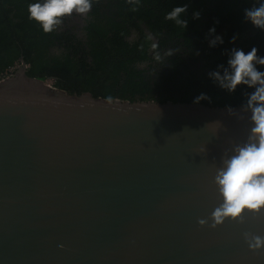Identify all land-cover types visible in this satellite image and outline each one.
I'll return each mask as SVG.
<instances>
[{
	"label": "water",
	"instance_id": "obj_1",
	"mask_svg": "<svg viewBox=\"0 0 264 264\" xmlns=\"http://www.w3.org/2000/svg\"><path fill=\"white\" fill-rule=\"evenodd\" d=\"M22 65L0 80V264H264L243 238L264 237V217L197 222L221 202L216 169L250 113L109 103Z\"/></svg>",
	"mask_w": 264,
	"mask_h": 264
},
{
	"label": "trees",
	"instance_id": "obj_2",
	"mask_svg": "<svg viewBox=\"0 0 264 264\" xmlns=\"http://www.w3.org/2000/svg\"><path fill=\"white\" fill-rule=\"evenodd\" d=\"M34 2L0 0V80L23 60L29 77L51 80L55 88L70 94L104 99L193 103L206 93L210 101L199 104L240 107L244 94L254 91L241 85L230 93L208 73L218 65L226 67L233 48L247 52L255 46L264 57V31L244 20V9L261 0H140L139 5L94 0L82 38L58 29L44 33L29 19L28 5ZM184 5L186 28L165 19L174 7ZM194 12L200 13L199 19L193 18ZM212 27L224 41L216 47H209L205 39ZM148 34L154 39L148 40ZM153 42L157 50L151 48ZM169 49L173 54L165 56ZM155 51L162 56L160 62L154 59ZM257 68L264 71V66Z\"/></svg>",
	"mask_w": 264,
	"mask_h": 264
},
{
	"label": "clouds",
	"instance_id": "obj_3",
	"mask_svg": "<svg viewBox=\"0 0 264 264\" xmlns=\"http://www.w3.org/2000/svg\"><path fill=\"white\" fill-rule=\"evenodd\" d=\"M93 3L94 0H36L28 5L27 10L29 19L38 23L43 32L48 34L61 26L65 17L74 13L87 16ZM127 3L139 5L140 0H127ZM187 7V5L174 7L166 14L165 19L186 28L187 21L182 19V16L187 12ZM136 10V8L132 9V11ZM193 18L199 19L200 13L194 12ZM244 20L264 31V0L259 4H253L250 8H245ZM215 33L216 29L212 27L205 37L209 47L224 43L223 37ZM147 39L154 38L149 35ZM236 39L237 36H233L232 42L234 43ZM151 48L157 50L158 44L153 42ZM257 53L258 49L255 46L247 52L233 48L227 66L218 65L217 70L208 73L214 83L230 93L235 92L241 85L254 91L244 94L246 100L240 106L239 113L231 106H226L229 115L235 116L238 120L245 119V115L240 113L251 114L248 117L250 132L245 142L233 147V154L229 156L225 152L222 165L216 169L213 183L221 202L208 218L198 219L197 222L201 227L208 226L215 229L223 225L226 220L243 224L249 215L254 218L264 217V71L257 68V65L264 66V57ZM172 54V50L169 49L164 55ZM154 59L157 62L162 60L159 51H155ZM210 99L206 93H200L193 99V103L199 104L203 100L210 101ZM111 101L112 98L108 97V102ZM214 124L220 125L221 122L216 121ZM201 151H206V148ZM243 238L251 251L258 252L264 249V237L244 232Z\"/></svg>",
	"mask_w": 264,
	"mask_h": 264
},
{
	"label": "rangeland",
	"instance_id": "obj_4",
	"mask_svg": "<svg viewBox=\"0 0 264 264\" xmlns=\"http://www.w3.org/2000/svg\"><path fill=\"white\" fill-rule=\"evenodd\" d=\"M85 18L86 16L84 15L74 13L71 16L65 17L62 25L59 26L58 28L61 30H73L76 34L77 32H79V35L77 34V36L82 38L83 37V25H84ZM21 67H23V65L18 64L15 68L12 69V72L15 73L16 71L21 69ZM143 67L147 69L148 71L150 70L149 64H145L143 65Z\"/></svg>",
	"mask_w": 264,
	"mask_h": 264
},
{
	"label": "flooded vegetation",
	"instance_id": "obj_5",
	"mask_svg": "<svg viewBox=\"0 0 264 264\" xmlns=\"http://www.w3.org/2000/svg\"><path fill=\"white\" fill-rule=\"evenodd\" d=\"M84 24H85V21H84ZM58 29V31L62 34L63 32L62 31H70V32H72V33H74L75 35H76V33L73 31V30H61V29H59V28H57ZM56 29V30H57ZM77 32V31H76ZM83 33H84V31H83ZM77 34L79 35V32H77ZM148 36H149V34H148ZM21 64H22V62H21Z\"/></svg>",
	"mask_w": 264,
	"mask_h": 264
}]
</instances>
